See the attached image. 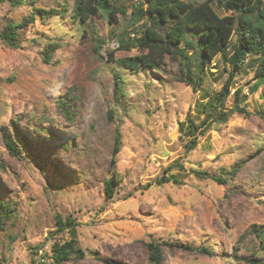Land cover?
Instances as JSON below:
<instances>
[{
    "label": "rangeland",
    "instance_id": "1",
    "mask_svg": "<svg viewBox=\"0 0 264 264\" xmlns=\"http://www.w3.org/2000/svg\"><path fill=\"white\" fill-rule=\"evenodd\" d=\"M110 1L123 11L113 23L101 9L80 19L74 0L0 2V29L25 24L16 47L0 40V202L9 205L0 264H54L52 245L69 238L57 218L68 216L85 253L60 264H264V82L251 89L258 54L232 77L227 120L212 121L186 150L188 117L198 124L222 89L236 34L204 64L192 29L178 46L186 59L167 54L155 68H125L121 58L146 49L118 43L133 44L153 24L138 12L144 0ZM210 3L218 15L234 12ZM197 69L200 85L183 81ZM162 175L179 183L157 184ZM153 241L158 263L148 255Z\"/></svg>",
    "mask_w": 264,
    "mask_h": 264
},
{
    "label": "trees",
    "instance_id": "2",
    "mask_svg": "<svg viewBox=\"0 0 264 264\" xmlns=\"http://www.w3.org/2000/svg\"><path fill=\"white\" fill-rule=\"evenodd\" d=\"M24 0H0V2H8L10 5H20ZM218 7L226 10H233V14L218 15L214 10L211 0H203L193 3L185 0H144V5L138 7V12H146L152 22V26L145 28L143 36L135 40L132 44L124 42L118 43V47L128 49L129 46L135 45L140 50L146 49L145 52L120 59L122 66L129 69H139L140 67L155 68L158 66L162 57L167 54L178 53L180 57L186 59V54L178 48L179 44L184 40L186 33L194 34L192 29L197 30L200 36L201 51L199 57L201 64L211 60L216 54L224 52L231 35L236 34L235 42L232 47V55L229 58L230 71L229 76L222 86L220 92L211 94V98L205 102L207 105V113L205 117L198 123H194L188 117L190 123V134L192 138L186 146V150L193 149L196 146L198 135H203L208 129L212 121L223 122L227 120L228 111L224 110L222 103L229 93V86L232 77L239 70L243 62L249 55L258 54L259 66L255 73L256 82L251 89L255 90L258 83L264 82V0H213ZM74 15L80 19H87L90 16H96L98 10L101 9L110 22H115L117 12H123L118 7L111 4L110 0H74ZM32 4V2H30ZM135 11V10H134ZM42 16L47 13L45 10H37ZM24 22H16L8 20L4 23V27L0 29V40L5 44L16 47L19 43L18 31L24 26ZM55 47L46 48L45 55L49 57ZM110 59L112 53H109ZM187 84L198 86L203 81L200 69L196 74L187 71L184 80ZM117 85V84H116ZM239 91L234 94L235 101L239 97ZM237 105V104H236ZM234 106L239 112L248 113L245 105L241 107ZM109 117H112L111 112ZM119 136L116 134V147L114 152L117 153ZM6 144L9 148L14 146L8 140ZM13 151V149H11ZM114 153V155H115ZM182 167L181 165H179ZM234 171V170H233ZM198 178L210 177L217 183H223V176H214L206 171H196ZM179 183L175 176L162 175L156 179L157 184L167 182ZM104 192L107 197L113 195V184L110 180H104ZM9 205L0 202V228L3 226L4 211L8 210ZM4 210V211H3ZM57 226L59 230L67 228L69 238L59 243L56 242L51 247V260L54 264H60L66 259L72 257H81L85 251L77 245L76 230L74 228V220L67 217L64 220L57 218ZM149 258L158 263L162 254L156 241L147 243ZM194 250L190 245H186ZM200 252L210 253L208 248H197Z\"/></svg>",
    "mask_w": 264,
    "mask_h": 264
}]
</instances>
